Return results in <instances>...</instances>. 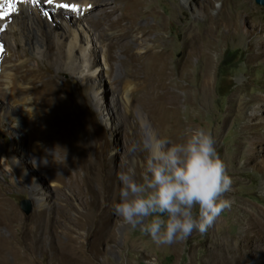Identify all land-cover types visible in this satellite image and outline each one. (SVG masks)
I'll return each instance as SVG.
<instances>
[{
  "label": "rangeland",
  "instance_id": "1",
  "mask_svg": "<svg viewBox=\"0 0 264 264\" xmlns=\"http://www.w3.org/2000/svg\"><path fill=\"white\" fill-rule=\"evenodd\" d=\"M95 1L75 0L74 3ZM140 2L139 26H156L164 35L160 50L165 49L168 57L163 81L172 83L167 85L168 96H178L177 108L166 99L164 107L156 109L148 89L141 86L140 80L146 76L156 79L161 62L136 60L153 46L152 39L156 35L150 34L145 39L139 26L132 30L129 41L121 36L123 30L116 29L118 38L113 40L115 46L110 57L109 40L105 42L104 51L92 50L94 46H104L99 42L100 27L91 28L82 18L78 19L88 26L87 32H91L93 45L88 48L96 57L97 70L93 62L80 68L71 57L50 62L43 52L30 49L27 40L33 39L31 32L13 29L0 39L3 51L0 55L5 56L9 50L14 54L18 49L22 57L13 56V60L16 63L27 60L29 71L21 81L35 80L43 84L50 90L46 97L56 100L38 112V126L49 112L57 116L59 119L55 117V121L60 124L52 116L53 129L62 126L75 142L81 137L79 144L84 147V157L93 164L91 168L80 169L83 185H69L60 146L48 149L53 159L50 161L34 151L36 144H45L43 140H31L27 136L21 144L11 134L14 122L0 115V264H207L213 241L225 237H234L230 240L231 246L238 247L239 258L246 259L240 264H258L264 259V246L262 255L257 256L251 250H240L238 244L248 227L240 225L244 219L242 208L264 213V170L248 163L250 156L254 155L255 160L264 156L259 145L255 153L250 152L251 140L244 139L243 129L254 109L260 106V102L255 104L254 101L257 97L264 98V55H261V51L264 52V5H259L257 0H228L225 6L224 0H139L137 3ZM40 5L48 13L45 23L60 28L54 9L43 0ZM206 13L213 17V24L205 19ZM66 16L65 27L74 28L75 14L71 12ZM92 19L89 17L88 21ZM45 32L42 27L39 35L47 42L49 36ZM185 39L192 42L193 52H185ZM131 45L135 46L132 51ZM94 73L97 76L91 79ZM207 74L211 80L210 98L207 107H203L201 89ZM97 79L102 80L100 87L94 82ZM128 89L132 100L130 110L125 106ZM191 93L196 99L190 100ZM7 101L0 100V106ZM56 110L58 115H54ZM141 116L150 124L155 136L174 143L185 138L186 130L193 123L214 135L218 154L226 163L233 184L223 195L231 201V207L222 212L207 233L194 231L184 242L158 246L150 235L131 228L114 211L104 231H99L97 221L104 216L102 205L110 204L109 194L113 191L119 199L118 174L123 164L136 172L138 165L145 163L148 153L144 144L150 136ZM259 116L264 123V109ZM29 120L31 127L26 130L31 132L35 122L33 118ZM263 131L259 128L254 133L264 136ZM24 149L32 158L24 156ZM39 163L47 168L42 171ZM138 176L139 179L141 175ZM104 188L107 191L103 196ZM23 199L30 202L28 214L20 207ZM40 211L42 216H38ZM86 215L94 218L92 226L97 231L89 236L84 229H78ZM77 246H81V251L75 250Z\"/></svg>",
  "mask_w": 264,
  "mask_h": 264
},
{
  "label": "bare ground",
  "instance_id": "2",
  "mask_svg": "<svg viewBox=\"0 0 264 264\" xmlns=\"http://www.w3.org/2000/svg\"><path fill=\"white\" fill-rule=\"evenodd\" d=\"M74 1L75 0H55V3L53 5H48V7L54 9V12L56 13V17L59 19L60 28H53L48 26L47 23H45L46 19H48V16L45 15V11H44L46 8L44 9V6L40 5V3L39 4L33 3V0H0V13H4V12L8 13L7 15L0 17V39L5 34L13 32L12 31L13 29L21 30L24 32L27 31L29 33L31 32L34 34V37L33 39L27 40V43L30 44V49L32 51L35 50L37 53L43 52L44 55L48 57L47 59H49L50 62L59 60L63 57H71L73 61L80 66V68H83V66L86 63L93 62L96 69V67L98 66L96 64V59H95L96 57L95 55H93V53H89L90 52L89 48L91 47V45H93L92 38H90L91 32H87L88 26L84 25L82 20L87 22L91 28L95 27V25L96 26L98 25L100 27V31H98L100 32L99 42L102 44L104 43V46H99L98 48L94 46V48L92 49L93 52L99 49L102 50L105 47V42L109 40L110 44L107 45L109 46L108 47L109 56L111 57L113 55L112 49L115 46L114 43L115 41L113 40L118 36L117 33L119 32V31L116 32V29L119 28L120 30H123L121 36L125 41H129V39L132 37V36L130 37L131 32H133L132 30L140 25L139 17L141 16L140 11L142 9L139 7V4H141V2L137 3L139 0H114V2L111 3V2H102L101 0L100 2L99 0H96L93 3H88V4L82 3V5H80L74 3ZM223 3L225 6L228 3V0H224ZM9 4H11V9L9 8ZM56 4L75 5L76 7L58 8L56 7ZM71 12L75 14L74 16L75 27L66 28L64 25V21L65 19H67L66 14ZM147 12L150 11L148 10ZM150 13H152V11ZM76 14L80 16H76ZM51 15L52 13H50V16ZM95 16H97V19L94 20ZM89 17H92L93 19L88 21ZM204 17L207 21L211 23L214 21L213 17L208 13H206ZM79 18H82V20H78ZM42 27H45V31H46L45 33H47L49 36L47 42L46 41L44 42L39 35ZM89 30L91 31V29ZM139 30L142 31L143 37L145 39H148L150 37V34L156 33V35L152 39L154 43L153 46L145 52L144 56L136 57L135 54L132 53L136 57V60L152 59L155 62H161L157 67V73L154 77L156 79L152 80L153 76L151 75L146 76V78H144L143 81L140 80L141 86L142 88L148 89V92L150 94L149 97L154 100V104L157 107L156 109L160 110L162 107H164L163 104H165L166 99H169V101L171 100L172 101L170 102L171 105L173 104L177 108L179 102L178 96L174 94L168 96L169 94L168 86H170L172 83L171 82L167 83L166 81H163V78L165 76V69L167 66L166 57H168V55L165 54V49L160 50L162 42H165L164 35L161 33L160 29H159L160 32L158 31L156 26L153 27L149 25L139 26ZM184 46L186 47V51H185L186 53L189 51L193 52L192 42L189 41L188 39H185ZM134 47L131 45V51ZM13 52L14 54H11L12 51L9 50L7 54L5 53V56L0 55V100L2 99L3 100L5 99L6 101L8 100L5 103L2 102L0 106V115L3 116L5 119H11L14 122L13 126L11 127V134L14 135L16 138H18V141L21 144H23L26 141L27 136H30L31 140L34 139L43 140L45 144L42 143L36 144L34 146V151L41 156L48 157L50 161H53V159L51 156H49L47 152L48 149L52 147L60 146L59 149L61 150L63 156L65 157L64 171H65L66 182L69 185L70 184L83 185V178H82L83 176L81 175L80 169H84V167H88V166H89L88 168H91L93 167V164L90 162V160L84 157V152H83L84 147H82L83 145L79 144L81 141V137L79 138L78 136H76L77 138H79V140L75 142L73 141L74 137L72 139L71 135L67 133V131L62 126L58 127V130L53 129L52 123L50 122L53 115L50 112H49V116L47 115L42 118L40 122L41 125L40 127L38 126V122H37L38 112L43 110L44 108L46 109L47 107L51 106L52 103L54 104L56 100L55 99L50 100L49 99L50 97L49 98L46 97L48 95L49 89L46 88L43 84L40 83L37 84L36 82H34L35 80H29V81L27 80L28 82L26 83H23L21 81V77L25 78L24 76L25 73L29 71L28 63L27 60H22L20 63H16L13 60L14 58L13 56L17 58H21L22 53L18 49H15ZM128 54H130V52ZM261 55H264L263 50L261 51ZM107 57L108 56L106 55V59ZM184 58H185V54H183L180 57L181 64L184 63ZM176 63L179 64L178 61ZM108 69L107 72L109 71ZM96 76L97 75H95V73L92 74L91 79H94L93 77ZM205 76L206 77H204V80L202 79L203 86L201 89V94H202L201 96L203 97V99L200 104L203 107H207L208 105V101L210 98V86H211L210 85L211 80L209 74ZM101 81L102 80L97 79L94 82H96L97 86L99 85L100 87ZM130 91H131L130 89L126 90L127 93L125 95V104H126L125 106L127 110H130L132 105V100L129 95ZM194 93H195V89H194ZM191 94L189 96L190 100H192L195 97L193 96V94L191 96ZM257 98H258L257 101H254V103L257 104V102H260L258 103L260 104V106L254 109L250 117V121H247L243 126V129L245 130L244 136H246L244 139L251 140L250 152L255 153L256 151L255 147L259 145L261 146V151L263 153L262 155L264 156V136L262 135L263 136L262 137L260 134L254 133L259 128L260 130H264V123L260 121V116H259V112L263 111L264 109V98L261 99H259V97ZM37 101L40 102L38 103ZM58 105L59 106L57 107H60V104ZM56 114H57V110L55 111L54 115ZM55 117L57 118V116ZM55 117L53 116L54 121L56 119ZM28 118H33L35 122L33 130L31 132L26 130V127L28 128L31 127V120L28 121ZM141 118L143 125L147 127L146 130L149 133L151 140V138L155 135L153 131H151V129L149 128L150 124H147V122L144 120V116H141ZM55 122H58V120ZM58 123L60 124V122ZM191 128H196V123L191 124ZM244 139L243 141H245ZM243 147L244 145H242L241 148ZM23 152L26 153V155L24 156L27 159L32 158V155L26 149H24ZM68 155L69 156L72 155V156L69 157ZM77 157H79L78 160ZM248 159H249L248 163L254 164L256 167H261L264 170L263 158L255 160L253 155L252 157L250 156ZM78 161L80 163H78ZM39 167L42 171H44V169L47 168V166L42 165L40 163H39ZM143 170H144V164L138 165L135 172L136 175L138 174L140 176L143 173ZM122 171H129L128 164L126 163L123 164L120 172ZM106 191L107 190H105L104 188V191L102 192L103 196L106 194ZM109 198H111L110 204L109 205L105 204L102 205L101 207V211L104 216L101 217L99 221H97L98 226L100 227L99 231L101 232L104 231L105 226L111 221L113 217L112 213H113L114 204L119 202V199L114 194V191L109 194ZM242 210L244 212L243 214L244 219L241 220L240 223L241 228L243 224H247L248 227L246 228V233L243 236V238L240 240L238 239L240 250L248 249L251 250L252 254L261 256L264 246V213H261L260 211L254 212L255 210L249 208H242ZM42 215L43 212L40 211L38 213V216H42ZM84 219L81 220V223L82 221H84ZM93 222H94V218L92 216L86 215V220L84 221V223L80 224L78 229H84L86 235L89 236L91 233L97 232L94 229L95 227L93 228L92 226ZM231 239H234V237L233 238L225 237V239L215 242L213 241L212 246L208 253L207 264H240L246 261V259L239 258L238 256L239 252H237L238 247L235 248V246L234 247L231 246V242H230ZM80 248L81 246L79 247L77 246L75 250L76 249L80 250ZM258 264H264V259L259 261Z\"/></svg>",
  "mask_w": 264,
  "mask_h": 264
},
{
  "label": "clouds",
  "instance_id": "3",
  "mask_svg": "<svg viewBox=\"0 0 264 264\" xmlns=\"http://www.w3.org/2000/svg\"><path fill=\"white\" fill-rule=\"evenodd\" d=\"M144 148L148 154L139 179L132 170L118 174L114 214L158 246L184 242L194 231L207 233L231 207L223 195L233 184L212 132L189 128L185 139L175 143L153 136Z\"/></svg>",
  "mask_w": 264,
  "mask_h": 264
},
{
  "label": "snow or ice",
  "instance_id": "4",
  "mask_svg": "<svg viewBox=\"0 0 264 264\" xmlns=\"http://www.w3.org/2000/svg\"><path fill=\"white\" fill-rule=\"evenodd\" d=\"M41 2V0H33V3L39 4ZM43 2L47 5H53L55 3V0H43ZM56 7L58 8H69V7H73L75 8V5H68V4H56ZM9 8L11 9V4H9ZM7 12L4 13H0V17L7 15ZM45 15H48L47 12H45ZM0 51H2V46H0Z\"/></svg>",
  "mask_w": 264,
  "mask_h": 264
},
{
  "label": "water",
  "instance_id": "5",
  "mask_svg": "<svg viewBox=\"0 0 264 264\" xmlns=\"http://www.w3.org/2000/svg\"><path fill=\"white\" fill-rule=\"evenodd\" d=\"M259 5H264V0H257ZM21 209L28 214L31 211L30 202L27 199H23L19 202Z\"/></svg>",
  "mask_w": 264,
  "mask_h": 264
}]
</instances>
